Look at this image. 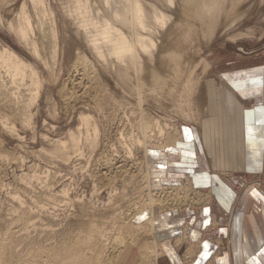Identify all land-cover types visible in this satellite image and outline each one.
<instances>
[{"label":"rangeland","instance_id":"374dc122","mask_svg":"<svg viewBox=\"0 0 264 264\" xmlns=\"http://www.w3.org/2000/svg\"><path fill=\"white\" fill-rule=\"evenodd\" d=\"M22 1L0 0V46L6 44L26 59L33 61L42 82L41 86L39 85L34 101L31 102V106L29 104L28 107L26 106L27 108L23 107L22 112V102L31 96L30 94H32L33 90L25 86L24 83H20L17 88L12 83L6 70L0 67V91L7 92L6 95L9 94L7 96L9 100L7 99V101L6 99L4 100L6 98L4 97L5 94L0 92V95L2 94L0 97V153H6L5 156H0V232L4 233H1L3 238L11 230L10 233L15 232L11 236L9 235L11 240L8 239V236L5 238L8 240L4 239L8 241V246L10 245L12 248H10L11 253L8 247L5 249L2 259H7L3 260V264H17L23 257L25 260L30 257L34 258V255L38 259L44 256V250L49 245L57 246L76 237V239L82 240L85 235L92 232L104 233V235L99 236L100 241H109L117 246V248L113 247L114 249L116 248L114 252L107 251V260H105L108 264H133L138 257L136 245L144 241L152 242L139 247L145 250L143 256H139V259L146 256L144 264H153L154 259L151 253L154 252L155 244L161 251L160 255L163 253L162 247L155 236L156 219L154 216L169 213H177L182 217L184 230L181 234H178L179 236H170L168 239L172 247L177 250L182 264H196L205 240L213 242L215 246L214 255L221 251H230L231 243L229 242V237H217L213 234L215 226L218 224V220L215 218L201 227L198 236H191L186 231L191 219L198 214L199 210L213 203L214 194L210 187L197 186L188 175H183L174 180L163 181L153 177L152 173H150L148 181L151 182L150 185L152 190H154L148 191L149 189L145 186L146 181L142 174L144 171L149 172L151 170L150 159L151 161L155 159L154 163L158 167L159 163L156 160L158 154L161 156L164 153H170L169 149L172 147L173 142L166 144L165 131L170 129L175 131L176 137L179 135L178 139L174 141L176 144L182 137V126L186 123L199 121L209 111L208 108H205L208 99L206 94L208 87H216L218 84H223L222 81L214 84L211 78H206L208 74L213 73L215 64L217 66L214 75H218L220 71L243 62L244 56L242 57L241 55L246 54L245 57H247L255 51L264 49V0H222L223 9L220 11L221 13L218 16L214 30L208 34V28H205L204 34L199 33L197 35L196 40L198 42L196 40L188 42L190 47L187 52L190 54L186 53L188 61L184 63V72L177 78L170 69L165 68L163 70V77L166 75L165 78L157 83L148 78L144 67V64L148 62L150 65L157 63L154 59L157 56L154 55L152 58L153 54L158 51L157 45V47L152 48L153 54L152 52L151 55L149 53L143 54V59L146 56L148 57L146 58L147 60L144 59L146 62L142 59V68L139 71L135 72L132 68H128L129 70L131 69L130 72L127 69V74H124L125 70L120 67L123 63L118 64L119 62L110 56L104 61L95 56L88 42L82 34L77 33L70 19L64 14L63 3L65 0H48L54 10L53 17L57 21H55L56 57L50 56L51 46L48 32H45L47 34L45 35V33L35 30V35L37 34L38 43L40 44H38L40 54L44 55V58L46 56L45 59L47 62L49 61L48 65L45 64L40 57L33 55L30 49L17 39L14 31L7 26L8 21L16 20L14 18L15 13ZM149 1L154 2L157 6H164L166 3L165 0ZM170 15L172 19L173 13ZM223 21L224 23L231 22V25L229 23V28L225 32L218 34ZM45 22L46 26L48 20ZM246 28L252 31L251 34L235 38V40L226 38L227 33L238 30L245 31ZM198 29L199 27H196V30ZM202 30L204 31L203 28ZM81 54L86 57L84 62L88 65V68L83 62L82 65V63L80 64L77 61L76 56ZM198 56H203L210 61L211 68L201 73L199 68L201 69L202 63L199 61L198 65H195L197 68H195V73L198 72L197 78L200 79V82L198 86H194L189 91V99L193 104L190 103L186 107L188 95H185L186 91H183L182 83L186 80L187 72L192 68V64L197 60ZM149 57L156 63L151 61ZM139 79L142 82L136 83ZM72 81L73 83H71ZM74 89L77 91L75 92ZM15 98L17 99L15 100ZM218 100L223 104L222 98L218 97ZM204 103L205 105H203ZM182 109L183 111H194L191 113L193 117L191 114L187 116ZM26 112L28 113L26 114ZM80 112L90 113L93 116L98 127L96 143L90 146L87 141L83 143L82 140L80 144L81 153L78 155L77 151H72L71 156L66 160L51 154L50 149L53 147L55 138H66V132L69 128H74L75 130L79 128L85 132V125L79 120ZM226 112H228L226 109L225 111L221 109L217 113L218 117L222 116L223 118L218 121L219 123L225 122L229 126L230 121H228V118L232 113ZM208 113L212 117L213 112ZM24 116L30 117L29 123H25ZM141 116L149 118L151 121L156 119L164 129L163 132L159 133L156 126H154V132L151 131L152 139H146L147 144L143 146L141 144H135L137 147L133 145L132 149L134 147L135 149L131 151L133 153L131 157L129 156L131 153H126L128 144H125L127 142H129L130 146H132L130 143L134 144L133 142L135 141L131 140L134 138H132V133H135V136L139 134L144 138L145 130L138 126ZM4 122L7 124L14 123L15 129L10 131ZM164 122L167 124L165 125ZM122 133L125 135H122ZM126 135L130 137L131 142ZM124 137L127 139L125 138L123 141ZM125 141L127 142L125 143ZM233 146V144L230 146L229 154L228 151L226 153V161L228 160L231 163L230 165L235 160V154L232 153ZM134 151L135 154L137 153L136 155ZM243 179L242 182L234 186L236 198L250 184H261V182H264L263 176L243 177ZM123 182L125 184L128 182L126 184L128 187ZM165 188L168 191L171 190L170 193L165 192ZM65 189L67 190L66 194L64 192ZM183 192L187 194H181ZM15 193L19 195V198L13 197ZM165 193H168V195L166 196ZM178 194L179 196L189 195V198L179 202ZM172 195L174 197H171ZM157 196L158 198L160 196L166 197V200L168 199L169 202H172L170 205L169 203H166L167 205L162 204L164 206L161 207L154 204V206L142 213L140 211L134 214L138 209L135 206L145 202L149 197L156 198ZM169 198L174 199L171 200ZM233 200L235 201V199ZM232 208L233 206L230 205L228 208L230 212L233 210ZM112 212L115 215L117 212H124L127 220L130 219V221L138 223L150 218L153 225L151 224L149 227V233L145 230L142 233H126L129 237L125 235L118 241V244L114 240V236L118 231V220L120 219L122 222L124 218L119 216L120 213L116 215V218L112 219L110 218L113 215ZM18 217L22 219H18ZM15 220L19 223L21 222L22 226L27 225V227H16V224H20ZM148 222H144V225L149 226ZM226 223L230 227V222ZM11 224L16 228L12 227ZM92 224H95V228L101 231L92 230ZM120 231L122 230L120 229ZM81 235H83V238ZM123 239L124 242H122ZM11 241L15 242L11 244ZM96 248L99 249V246ZM214 255L200 264H214ZM135 257L136 259L130 263ZM44 258H39L37 264H45ZM42 260L43 262H41Z\"/></svg>","mask_w":264,"mask_h":264},{"label":"bare ground","instance_id":"6f19581e","mask_svg":"<svg viewBox=\"0 0 264 264\" xmlns=\"http://www.w3.org/2000/svg\"><path fill=\"white\" fill-rule=\"evenodd\" d=\"M165 1H166V3L164 4V6H157L154 2H151L149 0H65V2L63 1L64 6L63 5L62 6H63V8H65V11H66L65 12L63 10L64 14H66L67 18L70 19V21H71L74 29L77 31V33L82 34L84 39L88 42V45L90 46L91 50L94 52L95 56L99 57L103 61L106 60L107 58L112 57V59H115L119 62L118 64L123 63V64H121L120 67H121V69L125 70L124 74H127L128 68H132L135 72L139 71L142 68L141 62L143 59V54L149 53V55H151L152 48L157 45L158 51L155 54H153V52H152V54H153L152 58L154 57V55L157 56L154 58L155 61H157V63L154 60H152V58H150L151 56L149 57V59H151V61H154L156 64L150 65V64H148L149 62L147 64L143 63L145 65L144 67L147 71L148 78L152 79L153 82L157 83V82L161 81L163 78H165V76H166L165 74H164L165 76L163 77V70L165 68L170 69L172 71L173 75L177 76V78L180 74H182L184 72V63L186 61H188L187 60L188 56L186 53H188L187 50L190 47L189 46L190 43L188 44V42H191L192 40H196V37L199 33L204 34L205 28H208V34L211 33L215 28L214 26L216 25L217 20H218V16L221 13L220 11L223 9L222 0H165ZM172 3H173V6H172ZM29 5H30V7H29ZM53 11L54 10L52 9V6L48 2V0H23L22 3L20 4L19 8L16 10L15 17H14L16 20L7 22V26L14 31L17 39L19 41H21L23 44H25L30 49L31 53H33V55L40 57L45 64H47L49 61L47 62V60L45 59L46 56L44 58L43 57L44 55L42 56L40 54V51H39L40 49L38 47L40 44L38 43L39 40H38V37L36 36L37 34L35 35V30L37 29L38 30L37 32L41 31L42 33L48 32V38L50 39V46H51V47L49 46L51 48L50 56L56 57V51H57L56 41H55V37H56L55 21L56 20L53 17V14H54ZM171 13H173L172 19H171V15H170ZM170 19H171V21H170ZM47 20H48V22L45 26L44 23H46L45 21H47ZM168 20H169V22H168ZM229 23H224V21H223L221 28H219V30H218V34L225 32L226 29L229 28L228 24L231 25V22H229ZM164 26H165V28H163ZM196 27H199V29L196 30ZM202 28L204 29V31L202 30ZM251 32L252 31H250L249 28H246L245 31L244 30L243 31L238 30V31H234L232 33L229 32L230 34L226 32L228 34V35L226 34L227 35L226 38L231 39V40L232 39L235 40V38L237 39L239 37L249 35V34H251ZM45 35H47V34L45 33ZM157 36L159 37V39ZM82 53H84V52L82 51ZM189 54L190 53H188V55ZM147 57L148 56H146V58ZM76 58H77V61L80 62V64L82 62L85 64L84 61H86L85 60L86 57L83 54L77 55ZM76 58H74V59H76ZM146 58L144 57V59H146ZM54 61H55V59H54ZM54 61L52 60V62H54ZM199 61L202 63V65L200 63L201 69L199 68V72L203 73V72L208 71L211 68L210 61H208L203 56H198L197 60L192 64V68L189 69V71L187 72V75H186L187 77L186 78L184 77L186 80H184L182 83L183 84L182 88L184 89L183 91H186V93H185L186 96L188 95V98L185 96V98H187L186 107H188L190 103L193 104L192 101H190V99H189V96H190L189 91H191L192 88H194V86L195 87L198 86L199 82H200V79L197 78L198 72L195 73V70L197 69L195 65ZM83 63H82V65H83ZM122 65H124V66H122ZM86 66L88 68V65H86ZM89 66H91V65H89ZM0 67H3L6 70V72L9 74V76L11 78L12 83H14L17 86V88H18V85L20 83H24L25 86H27L28 88H31L33 90V92L31 91L32 92V94H30L31 96L29 98H27V100L24 99V101L22 102L23 106L21 107V111L23 110V107H26V106L28 107L29 104L31 106V102L34 101V99H35L34 97L39 90L38 89L39 85L42 82L41 78L38 74L37 67L35 66L33 61L26 59L24 56L17 53L12 47H10L6 44H2L0 46ZM130 70H129V72H130ZM87 71H88V69H87ZM89 75H90V73H89ZM97 76H96V78H98ZM169 76H171V75L169 74ZM84 78H86V77H84ZM94 78H92V79L95 80ZM139 81H141V79H139L136 83H140ZM71 83H73V81ZM80 85H79V87H80ZM16 86H15V88H16ZM90 86H92V85H90ZM95 86H96V84H95ZM12 87H14V86H12ZM76 91L77 90H75V92ZM193 91H192V93H194ZM0 92H2V90ZM86 92H88V91H86ZM2 93H4L5 94L4 97H6V98H4V100L5 99L7 100L8 99L7 96L9 94L6 95L7 92H5V91ZM182 93H184V92H182ZM1 95H0V97H1ZM92 95H93V93H92ZM70 96H71V94H70ZM76 96H78V95H76ZM82 98H83V96H82ZM16 99L17 98H15V100ZM80 100H81V98H80ZM11 101H12V99H11ZM7 103H9V102H7ZM203 105H205V103ZM195 106H196V104H195ZM205 108H207V105ZM182 111H183V109H182ZM185 112H186L185 114H187V116H189L194 111H187L186 110ZM27 113L28 112H26V114ZM79 114H80L79 115L80 122L85 125V132H83L79 128H77L78 130H75L74 128L73 129L69 128V130L66 132L67 133L66 138H64V139L55 138V140L53 142V147L50 149L51 154L59 156L62 159L66 160L71 156L70 154H72V151H77L78 155L81 153L82 149L80 148V144L82 143L81 142L82 140H83V143L87 141V143H89L90 146L91 145L93 146L96 143L95 141H96V136L98 134V127H97L95 120L93 119V116L90 113H86V112H80ZM202 114H200V115H202ZM192 117H193V115H192ZM196 117L198 119V115ZM6 119H8V118H6ZM152 119H153V117H152ZM191 119H193V118H191ZM24 121H25V123L26 122L29 123L30 117L24 116ZM4 123H5V125L7 124L6 122H4ZM164 124H165V122H164ZM138 126H139V128H142V130H145L144 138H142L139 134L135 136L134 135L135 133H132L133 134V135L131 134L132 138L133 137L134 138L131 140L135 141V142H133L134 144L130 143L132 145V146H130L129 142L125 141V143L127 142L126 144L123 142L125 145L128 144L127 145V151L125 150L126 153H131V151L135 149V147H134V149H132L133 145H135V144L136 145L141 144L142 146L144 144H147V140L152 139L151 131H153L154 126H156L159 133L163 132V129H164L163 126H161L156 119L151 121L149 118H143L142 116L139 119ZM6 127L10 131H13L15 129L14 123L7 124ZM130 131H132V130H130ZM170 131H171L170 129L165 131L166 144L167 143L171 144L172 142L174 143V141L177 140L178 139L177 137L179 136L178 135L176 137L175 131H173V130L171 132ZM126 132H128V131L126 130ZM122 135H125V134L122 133ZM122 135H121V137H122ZM126 137L128 138L129 136L126 135ZM126 137H124L123 141L125 140ZM118 140H119V138H118ZM131 140L129 137L130 142H131ZM164 144H165V142H164ZM123 147H125V146H123ZM70 151H71V153H70ZM5 154L6 153H0V156H5ZM132 154L133 153H131L129 156H131ZM134 154H135V151H134ZM126 159H127V157H126ZM125 162H127V161H125ZM133 163H135V162H133ZM114 173H115V171H114ZM150 173H152L151 170L149 172L144 171L142 174L144 176V180L146 181L145 186L147 189H149L148 191L152 190V186L150 185L151 182L148 181V175L150 176ZM125 174H126V171H125ZM127 183L128 182H126V184ZM123 184H125V183L123 182ZM122 187H124V186H122ZM143 188H145V187H143ZM162 188H164V187H162ZM164 191L170 193L171 190L168 191L165 188ZM164 191H162V192L164 193ZM64 192L66 194L67 190L65 189ZM151 193H153V192H151ZM154 193H155V191H154ZM168 193H165V195L167 196ZM181 194L186 195L187 193L183 192ZM165 195H163V196H165ZM173 195L171 197H174ZM124 196H126V195H124ZM163 196H160L159 198H158V196L156 198L155 197H149L148 200L146 199L147 201L145 200V202H143L141 204L139 203L140 205H138V206L134 205L136 208H138L137 211L134 212V214L138 213L140 211H141L140 213H142L146 209H149L150 207L154 206V204H157L160 207L164 206L162 204H166V203L167 204L169 203V205H170L172 201L169 202L168 199H167L168 200L167 201L166 197H163ZM188 196L189 195L179 196V194H178L177 198H178L179 202H181V201H184L186 198L188 199L189 198ZM13 197L19 198V195L15 193L13 195ZM169 199L172 200L174 198H169ZM91 202H93V201H91ZM138 202H139V200H138ZM175 202H176V199H175ZM112 203H113V201H112ZM175 205H177V204L175 203ZM114 206H115V202H114ZM115 210H114V212L116 213L117 210L116 211ZM114 212H112L113 215H111L112 217H110L112 219L116 218L117 214L119 215L120 213L121 214L124 213V212H120V213L117 212V214L115 215ZM121 214L119 216L123 217L124 219L122 222L120 219L118 220L119 221V224L117 226L118 231L114 236V240H116V242L118 244H119L118 241L121 240L122 237L127 235L128 232H130L131 234L134 232L135 233H140V232L142 233V231H144V230L147 231L148 233L150 232V231H148V229H150L149 227L151 226V224L153 225V222L151 221L150 218H146L145 221L143 220V222L138 223V222H134L132 220L130 221V219L127 220V217L125 215L126 213H124L122 215ZM129 218H130V216H129ZM18 219H22V218L18 217ZM144 222H148L149 226H145ZM17 223H19V222H17ZM20 225L16 224L15 226L16 227L19 226L20 228L21 227H25V228L27 227V225L26 226H22V225L20 226ZM11 226H12V224H11ZM11 226H10L11 229H12V227H15V226H12V227ZM91 229L101 231V230L95 228V224L91 225ZM120 229L123 232L120 231ZM5 232H6V230H5ZM10 232L6 233L8 236V239L11 238L10 237L11 234L15 233L14 231H13V233H10ZM1 233L2 232H0V264H3V260L7 259L4 257H3L4 259H2V256L5 252V249L7 247L10 249V248H12V246H10V245L8 246V241H5V240H8V239H5L7 236L3 238L2 237L3 235H1ZM2 234H4V233H2ZM102 235H104V233H102V232H100L99 234H98V232H92L90 234L85 235L86 237L84 236V238H83V235H81V237L83 238L82 240L76 239L77 238L76 237V238H73V240L65 241L66 242V243L64 242L65 244L63 243V244H60L57 246L49 245L47 247V249L44 250V256H46V257L44 258V256H43V257H39V258H44L45 262H46L45 264H108L106 262V260H107L106 258L108 255L107 251L109 250V251L114 252V250H116L117 246L111 244L112 242L110 243L109 241H106V242L100 241L99 236H102ZM78 238H79V236H78ZM9 240H11V239H9ZM12 240H14V239H12ZM12 242L13 241H11V244H12ZM113 242L115 243V241H113ZM122 242H124V239L122 240ZM122 242H121V244H122ZM149 242H152V241H144L141 244L136 245L137 250H138V257H137V259L135 257L133 260H131L130 263H132L136 259V261L133 264H144V260L146 259V256L144 258H140V259H139V256H141V255L143 256V254H144L143 252L145 250L142 248H139V247L144 246V244H149ZM229 242H230V240H229ZM97 246H99V249L96 248ZM155 246L156 247L153 250L154 252L151 253L152 258L160 256L161 251L158 249L156 244H155ZM113 247H116V248L114 249ZM122 250L124 251V249H122ZM41 251H43V250H41ZM31 252L34 254L33 251H31ZM8 253H9V251H8ZM10 253H11V249H10ZM5 257H7V256H5ZM33 257L34 258L30 257L29 259H25V260L23 257L21 261L17 262V264H37L39 261V258L37 259L36 255H34ZM41 262H43V260Z\"/></svg>","mask_w":264,"mask_h":264},{"label":"crops","instance_id":"0c3cea01","mask_svg":"<svg viewBox=\"0 0 264 264\" xmlns=\"http://www.w3.org/2000/svg\"><path fill=\"white\" fill-rule=\"evenodd\" d=\"M241 56L243 62L218 75H214L215 64L213 73L206 78H211L214 84L219 81L223 84L208 87L209 111L199 121L182 126V137L172 144L170 153L158 154V167L155 159L153 162L150 159L153 177L166 181L188 175L197 186L213 191V203L199 210L186 231L198 236L201 227L215 218L218 224L213 234L229 237L231 249L214 255L213 242L205 240L196 264L213 255L214 264H264V182L250 184L237 198L234 193L235 184L242 182L243 177H264V49ZM221 109L232 113L229 126L218 121L223 119L217 114ZM208 112H213L212 117ZM232 144L235 160L230 165L226 153L229 154ZM154 218L155 236L163 251L153 258L154 262L182 264L168 240L184 230L182 217L169 213Z\"/></svg>","mask_w":264,"mask_h":264}]
</instances>
